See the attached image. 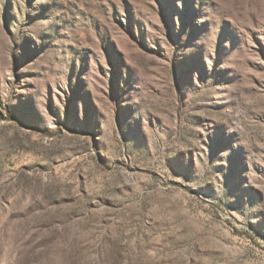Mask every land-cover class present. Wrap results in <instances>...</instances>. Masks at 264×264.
I'll return each instance as SVG.
<instances>
[{"label": "rangeland", "instance_id": "1", "mask_svg": "<svg viewBox=\"0 0 264 264\" xmlns=\"http://www.w3.org/2000/svg\"><path fill=\"white\" fill-rule=\"evenodd\" d=\"M0 264H264V0H0Z\"/></svg>", "mask_w": 264, "mask_h": 264}]
</instances>
